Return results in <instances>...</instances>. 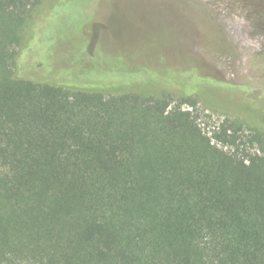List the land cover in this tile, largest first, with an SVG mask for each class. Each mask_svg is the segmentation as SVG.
Masks as SVG:
<instances>
[{
  "label": "trees",
  "instance_id": "trees-1",
  "mask_svg": "<svg viewBox=\"0 0 264 264\" xmlns=\"http://www.w3.org/2000/svg\"><path fill=\"white\" fill-rule=\"evenodd\" d=\"M39 2L0 0V264H264V154L195 94L15 74Z\"/></svg>",
  "mask_w": 264,
  "mask_h": 264
},
{
  "label": "rangeland",
  "instance_id": "rangeland-1",
  "mask_svg": "<svg viewBox=\"0 0 264 264\" xmlns=\"http://www.w3.org/2000/svg\"><path fill=\"white\" fill-rule=\"evenodd\" d=\"M32 12L21 44L10 47L17 51L15 74L87 88L195 94L202 132L228 118L239 126V148L264 154V0H40ZM137 48L140 55L126 59ZM157 54L177 60L173 71L192 79L172 71L152 75L175 65ZM251 133L261 146L247 141Z\"/></svg>",
  "mask_w": 264,
  "mask_h": 264
}]
</instances>
